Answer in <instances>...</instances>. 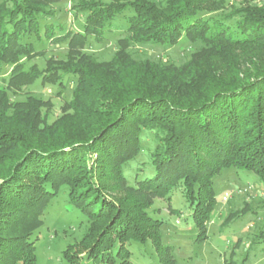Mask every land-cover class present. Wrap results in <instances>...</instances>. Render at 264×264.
Instances as JSON below:
<instances>
[{"label": "trees", "instance_id": "16d2710c", "mask_svg": "<svg viewBox=\"0 0 264 264\" xmlns=\"http://www.w3.org/2000/svg\"><path fill=\"white\" fill-rule=\"evenodd\" d=\"M220 4L78 0L73 9L85 14L82 30L57 34L44 0H0V70L9 68L0 88V264H36L32 234L63 186L88 222L63 251L65 264H132L131 240L151 241L160 264H176L161 240L163 222L147 212L155 198L170 199L181 187L200 242L222 169L252 171L264 183V4L209 14ZM127 8L133 14L109 60L80 50L89 36L103 39L109 21ZM32 35L65 42V55L26 67L25 60L44 53L28 42ZM182 36L202 45L180 65L128 51L132 43L173 45ZM66 75L74 78L71 96L52 121L49 101H11L6 92L36 80L63 86ZM144 152L153 174L130 183L124 167ZM145 166L139 162L137 170Z\"/></svg>", "mask_w": 264, "mask_h": 264}, {"label": "rangeland", "instance_id": "374dc122", "mask_svg": "<svg viewBox=\"0 0 264 264\" xmlns=\"http://www.w3.org/2000/svg\"><path fill=\"white\" fill-rule=\"evenodd\" d=\"M47 8L54 12L48 19L53 23L57 34L68 30L81 31L84 13L73 9L78 0H44ZM163 1V0H161ZM264 4V0H222L221 7L209 14L227 13L230 10L252 3ZM133 14L131 8L117 14L107 24L103 39L95 40L89 36L87 42L79 46L80 50L97 61L109 60L117 50V39L126 34L128 17ZM208 14V15H209ZM42 23V22H41ZM35 50L44 53L35 58L25 60V65L36 63L43 67L51 54L63 57L67 51L65 42L50 44L45 38L29 36ZM202 42H190L182 36L173 45L143 41L132 43L128 51L136 59H165L174 65L185 61L188 53L200 48ZM9 68L0 70V88H6L5 79ZM72 75L64 77L63 86L57 84H41L36 80L32 84L22 85L19 89H6L11 101L25 100L28 96L49 101V121L61 111V106L69 100L73 88ZM144 145L149 144L147 140ZM139 162H145V170H137ZM124 173L130 183L153 174L152 165L146 152L137 156L124 167ZM213 189L216 205L207 222V238L196 241V226L191 217L189 202L184 198L181 187L170 194V199L155 198L147 212L163 223L160 227L163 244L171 247L176 264H264V242L252 243L255 234L264 224V183L252 171L224 168L213 178ZM228 194V199L223 196ZM245 208L243 214L226 219L231 211ZM256 212L254 213L253 210ZM42 225L32 234L35 239L36 264H65L62 253L67 246L79 241L84 235L88 222L78 209L68 202L67 188L61 187L57 195L50 201L42 214ZM132 264H160L153 244L131 240L127 244ZM230 263V264H231Z\"/></svg>", "mask_w": 264, "mask_h": 264}, {"label": "built area", "instance_id": "2783aa9c", "mask_svg": "<svg viewBox=\"0 0 264 264\" xmlns=\"http://www.w3.org/2000/svg\"><path fill=\"white\" fill-rule=\"evenodd\" d=\"M228 197H229V196H228V194L226 193V194L223 196V200L226 201V200L228 199Z\"/></svg>", "mask_w": 264, "mask_h": 264}]
</instances>
